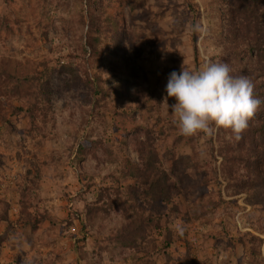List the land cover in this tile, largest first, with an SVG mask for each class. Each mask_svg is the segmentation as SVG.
I'll use <instances>...</instances> for the list:
<instances>
[{"label":"rangeland","instance_id":"1","mask_svg":"<svg viewBox=\"0 0 264 264\" xmlns=\"http://www.w3.org/2000/svg\"><path fill=\"white\" fill-rule=\"evenodd\" d=\"M237 13L236 0H0V264H264V135H182L165 92L173 70L226 63L257 88L250 123L264 126L249 33L264 27L243 33ZM155 150L174 184L164 203L134 196Z\"/></svg>","mask_w":264,"mask_h":264},{"label":"clouds","instance_id":"2","mask_svg":"<svg viewBox=\"0 0 264 264\" xmlns=\"http://www.w3.org/2000/svg\"><path fill=\"white\" fill-rule=\"evenodd\" d=\"M200 32V26H192ZM167 97L175 98L171 106L174 123L180 134H211L216 128L230 129L238 141L256 112L260 100L254 97L253 83L243 76L231 75L228 64L207 62L198 70L181 67L173 70L165 87ZM177 232L183 233L178 226Z\"/></svg>","mask_w":264,"mask_h":264},{"label":"trees","instance_id":"3","mask_svg":"<svg viewBox=\"0 0 264 264\" xmlns=\"http://www.w3.org/2000/svg\"><path fill=\"white\" fill-rule=\"evenodd\" d=\"M257 2H259V0H236V11L238 12L237 18L239 19V24L243 29V33L246 31V25H254L256 28L259 22L264 27V12L261 14L258 13L259 9L256 8ZM111 21L113 22V19ZM115 24H117V21ZM249 33H252L251 36L255 40L259 39L261 41L263 44V47L261 48L264 50V32H262L260 29H254ZM68 71L73 73L70 69ZM254 91L257 92V88H255ZM256 92L254 93L256 94ZM252 118L253 116L248 121V126L241 134L240 140L244 139L245 132L248 134L249 131L253 130L258 131L259 137L264 135V126H260L259 129H256V127L251 128L252 126L250 122ZM232 136L234 137L233 133ZM159 162L160 160L158 158V151L155 150L154 157L147 156L143 160L142 168H135V173H131L132 177H136L138 179L142 178L140 188L135 191L134 196L136 198L149 195L151 196L150 199L156 203H164L169 199L174 184L170 181L169 174L165 170L161 169ZM139 190L140 193L138 192ZM135 197H133V200L137 201ZM127 241H130V238H128Z\"/></svg>","mask_w":264,"mask_h":264}]
</instances>
